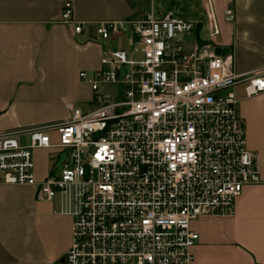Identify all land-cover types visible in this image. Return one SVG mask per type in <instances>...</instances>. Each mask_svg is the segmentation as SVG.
<instances>
[{"label":"built area","instance_id":"obj_1","mask_svg":"<svg viewBox=\"0 0 264 264\" xmlns=\"http://www.w3.org/2000/svg\"><path fill=\"white\" fill-rule=\"evenodd\" d=\"M61 20L74 24L70 4ZM200 28L172 9L98 23L102 42L124 36L127 49L105 50L99 70L79 73L92 107L0 133V185L31 186L38 199L61 196L72 208L64 262L190 264L192 223L232 217L243 189L260 181L237 91L263 94L264 69L236 73L230 50L216 54L217 27L208 40ZM35 150L51 152L41 182Z\"/></svg>","mask_w":264,"mask_h":264},{"label":"crops","instance_id":"obj_2","mask_svg":"<svg viewBox=\"0 0 264 264\" xmlns=\"http://www.w3.org/2000/svg\"><path fill=\"white\" fill-rule=\"evenodd\" d=\"M176 2V0H173ZM210 23L219 35L217 48L230 50L238 74L264 69V0H205ZM66 4L74 24L61 20ZM230 11L232 17L226 14ZM154 11V0H0V133L66 120L71 107L88 110L92 91L80 72L100 69L105 50L127 49V38L102 42L101 22L138 19ZM80 26L76 34L74 27ZM123 43V44H122ZM246 147L258 156L259 182L246 186L229 218H201L192 223L198 241L190 264H264V93L244 98L237 91ZM51 139L56 138L54 132ZM40 151H33L34 153ZM36 169L38 182L49 173ZM72 208L61 196L36 197L31 186L0 185V264H68Z\"/></svg>","mask_w":264,"mask_h":264},{"label":"rangeland","instance_id":"obj_3","mask_svg":"<svg viewBox=\"0 0 264 264\" xmlns=\"http://www.w3.org/2000/svg\"><path fill=\"white\" fill-rule=\"evenodd\" d=\"M205 0H154V11L155 14L159 12L166 13L168 10H175L178 16L188 20V21H198L203 27V30L200 32V36L208 37L206 33V27L210 23L208 17V10L205 8ZM214 42V40H212ZM215 43V42H214ZM123 44V43H122ZM46 154L43 151H37L34 153V161L36 169L43 171L46 166L45 160Z\"/></svg>","mask_w":264,"mask_h":264},{"label":"water","instance_id":"obj_4","mask_svg":"<svg viewBox=\"0 0 264 264\" xmlns=\"http://www.w3.org/2000/svg\"><path fill=\"white\" fill-rule=\"evenodd\" d=\"M227 52V50L226 49H221V48H216V54H225ZM63 262H64V260H63Z\"/></svg>","mask_w":264,"mask_h":264}]
</instances>
